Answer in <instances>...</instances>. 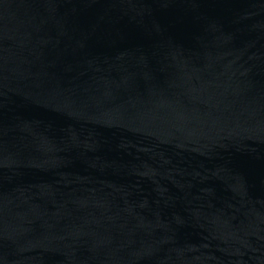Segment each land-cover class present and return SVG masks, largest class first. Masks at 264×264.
<instances>
[{
	"label": "water",
	"instance_id": "water-1",
	"mask_svg": "<svg viewBox=\"0 0 264 264\" xmlns=\"http://www.w3.org/2000/svg\"><path fill=\"white\" fill-rule=\"evenodd\" d=\"M0 264H264V0H0Z\"/></svg>",
	"mask_w": 264,
	"mask_h": 264
}]
</instances>
